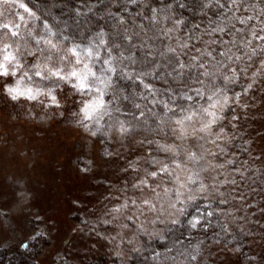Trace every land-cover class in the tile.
Returning a JSON list of instances; mask_svg holds the SVG:
<instances>
[{
  "label": "rangeland",
  "instance_id": "rangeland-1",
  "mask_svg": "<svg viewBox=\"0 0 264 264\" xmlns=\"http://www.w3.org/2000/svg\"><path fill=\"white\" fill-rule=\"evenodd\" d=\"M69 1L79 13L110 0ZM33 13L23 0H0V264H131L144 244L155 246L180 221L181 203L229 181L242 185L247 160L237 150V119L252 110L259 118L247 127L264 124V58L242 93L177 122L174 135L189 157L170 180L166 156L142 135L103 131L108 105L91 93L83 51L42 38ZM177 17V33L209 39L210 29H198L187 8ZM208 113L219 119L200 131L213 119ZM203 213L194 209L186 237L222 232L225 222L215 231ZM225 252L241 257L233 246Z\"/></svg>",
  "mask_w": 264,
  "mask_h": 264
},
{
  "label": "trees",
  "instance_id": "trees-1",
  "mask_svg": "<svg viewBox=\"0 0 264 264\" xmlns=\"http://www.w3.org/2000/svg\"><path fill=\"white\" fill-rule=\"evenodd\" d=\"M23 1L42 38L83 51L93 71L91 93L108 105L103 131L121 127L142 135L166 156L170 180L189 157L174 135L177 122L217 98L242 93L264 58V0H187L185 6L176 0H110L79 13L69 0ZM180 8L196 18L198 29H210L209 39L177 33ZM257 118L249 110L237 119L243 125L237 150L247 160L243 186L229 181L218 193L181 203L180 221L156 240V248L144 244L131 264H264V124L253 129ZM196 207L209 228L220 230L225 222L219 235L186 237ZM232 246L238 259L225 252Z\"/></svg>",
  "mask_w": 264,
  "mask_h": 264
},
{
  "label": "snow or ice",
  "instance_id": "snow-or-ice-1",
  "mask_svg": "<svg viewBox=\"0 0 264 264\" xmlns=\"http://www.w3.org/2000/svg\"><path fill=\"white\" fill-rule=\"evenodd\" d=\"M21 7H24V5L21 4ZM25 10H27V9H25ZM241 23H245V21H241ZM261 39H264V37H261ZM4 59H5V60H10L11 58L8 57V56H5ZM0 67H2V66H0ZM73 75L75 76L76 73H73ZM80 86H81V87H84L83 82H81V85H80ZM9 92H10V93H16V94H18V95H24V94H25V93H23V92H19L18 89H9ZM213 107H215V105H213ZM208 114H209L210 116H212L213 119H212L211 121H208V122L204 125V128L200 129V131H204V130H205L206 128H208L212 123H215V121H216L217 119H219V117H217L215 113H208ZM186 119L191 120L192 117H191V116H188ZM180 123H183V122L181 121Z\"/></svg>",
  "mask_w": 264,
  "mask_h": 264
}]
</instances>
